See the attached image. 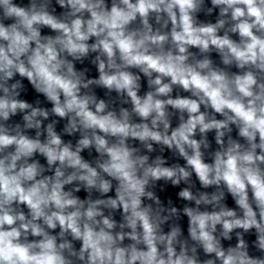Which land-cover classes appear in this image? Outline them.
Instances as JSON below:
<instances>
[{
  "label": "clouds",
  "instance_id": "obj_1",
  "mask_svg": "<svg viewBox=\"0 0 264 264\" xmlns=\"http://www.w3.org/2000/svg\"><path fill=\"white\" fill-rule=\"evenodd\" d=\"M0 264H264V0H0Z\"/></svg>",
  "mask_w": 264,
  "mask_h": 264
}]
</instances>
